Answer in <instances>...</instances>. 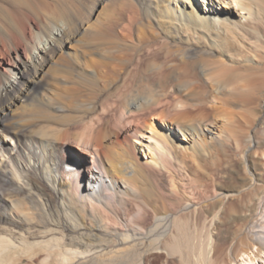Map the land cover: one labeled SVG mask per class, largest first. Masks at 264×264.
Masks as SVG:
<instances>
[{
  "label": "bare ground",
  "instance_id": "1",
  "mask_svg": "<svg viewBox=\"0 0 264 264\" xmlns=\"http://www.w3.org/2000/svg\"><path fill=\"white\" fill-rule=\"evenodd\" d=\"M59 2L0 0V264H231L255 245L261 253L264 238L255 234L242 232L235 234L237 242L219 244V235L200 223L207 202L184 193L174 176L179 171L187 177L189 163L198 166L199 157H210L213 148L224 145L230 115L217 111L216 122L204 121L197 112L207 102L249 106L256 101L264 84V0H138L155 33L173 46L160 42L164 58L152 63L157 79H145L147 86L170 87L183 98L172 104L176 116L157 114L138 128L119 123L115 140L98 135V127L82 130L75 139L60 138L42 125L28 128L23 116L16 118L33 98L45 100L40 81L55 62V49L79 41L77 30H67L73 25L68 7ZM95 50L101 59L107 57L101 47ZM84 59L93 67H109ZM113 69L97 78L110 82ZM191 95L197 97L192 103ZM7 116L11 123L5 122ZM39 147L50 150V157L42 158ZM256 169L248 165L252 192L243 198L248 212L237 213L245 224L252 222L255 201L264 193L263 168ZM243 188L219 190L212 197L219 206L215 216L229 200H241Z\"/></svg>",
  "mask_w": 264,
  "mask_h": 264
},
{
  "label": "rangeland",
  "instance_id": "2",
  "mask_svg": "<svg viewBox=\"0 0 264 264\" xmlns=\"http://www.w3.org/2000/svg\"><path fill=\"white\" fill-rule=\"evenodd\" d=\"M57 1H60V5L68 7V12L73 25L69 26L67 30L71 33L77 30L76 32H79V41L72 42L63 47L61 50L59 48L55 49V62L49 66L48 73L40 81L41 85L44 86L42 91L45 93V100L33 98L32 101H29L30 103H27L22 108V111L18 114L19 116L16 114V118L21 116L18 118L21 119L23 116L21 120H23L22 122L28 128L30 126L29 124H31L32 127L30 128H32V130H35V128L36 130H39L42 125V127H44L41 129L49 130L48 132H52V135H58L60 138L64 136L75 139V137H80V134L82 135V132L87 128L93 129L98 127V135H106L109 140H115L117 135H121L119 127L123 124L125 126L130 124V126L138 128L141 123L149 120L154 115L169 114L170 117H173L178 114L177 111L173 109L172 104L175 99L182 100V92L173 90L170 87H165L166 90H164V88L163 90L157 89V91H155L156 89H153V87L147 86V81L145 79H157L153 72L155 71L153 67L154 64L164 58V52L159 50V46H161L160 42L163 47H165L168 42L164 39L161 40V38H159V34L155 33L158 32V30L154 23L150 19L144 18L138 0ZM96 23L99 24L102 29L98 28ZM80 25H83V29L80 28ZM62 27L66 28V26ZM62 27L60 28L61 30L63 29ZM94 30L99 32L98 36L97 32L94 33ZM100 32H103L102 35L107 38L109 42L113 40L115 43L113 42L114 44H109L108 41H105L106 39L104 37L100 38V36H102ZM155 34L158 35V38H156ZM105 35H107V37ZM141 36L143 37L141 38ZM109 37L112 39H108ZM82 40H84L83 43ZM164 41L165 45L163 43ZM95 45L97 46L96 48ZM106 45H108V47ZM92 46H94L95 49L101 47L102 50L104 48L102 51L106 54L107 59H101V57L98 56V50L93 49ZM169 46L170 44L167 46L168 49ZM46 47L49 48L50 45L47 44ZM170 47H172L170 49H173V46ZM80 55L84 57H81ZM154 56H156V58H154ZM89 57L95 61H105L109 67H102V64H97V68L92 65L90 66L84 59ZM167 61H169L168 58ZM111 62L115 65L111 64ZM152 63L153 66L151 67ZM110 66L115 68L113 69V72L115 71L114 75L116 78L115 76H113L114 78L111 77L109 79L110 82L108 80L98 79L97 75L103 73L104 70H110ZM147 67L149 69H147ZM146 73L150 77L148 75V77L145 76ZM134 85L136 87H134ZM160 91H162V95H160ZM149 96L155 99L154 103H152V99ZM196 98V96L194 98V96L191 95L188 102L190 101V103H192L196 101ZM256 98V101L249 106H244L242 102H231L225 105L224 103L220 104L207 102L205 107L201 110L198 111V109H194L198 111V114L202 113L203 117L205 116L203 119L206 122H216L217 120L214 114H216L217 111L228 113L227 115H230L231 122L224 125L226 126V134L224 136V145L222 148H213V154L210 157L203 159L199 157L200 160L198 159V166L189 163V166H191H188L185 170L187 174V177L185 176L186 178L183 176L184 173L181 174L179 171H176L178 172L176 173L178 175L175 174L174 176L175 180H177V185L184 193H187L191 197L193 196L192 199L198 202L200 201V203H202L201 201H203V203L205 201L207 202L204 205L206 207L203 209L204 214L200 223L202 226L204 224L205 228L211 227V229L219 235V244H233V242H237L235 239L236 235L242 232L249 235L255 234V237L264 238V193L261 192L262 196L255 201L256 210L253 213L254 217L251 223L245 224L243 220L239 219L238 215V211L241 212L243 210V213L248 212V206L244 204V202L248 197L247 195H249V191L251 190L250 192H252V189L249 190L250 187H248V183H250L249 177L246 176V174L248 175L249 164L255 168L257 167L258 170L263 168L260 179L264 182V104L262 103V101H264V84L258 86L256 90ZM208 99L209 97H206V100ZM49 101V104H52V106L48 105ZM137 105H140V107H137ZM82 107L85 110H83ZM247 107H251L253 109L249 108V110ZM24 115L26 117H24ZM187 117L189 116H185V118ZM8 118L10 120H8ZM6 119L7 120L5 122L7 124L12 122L11 116H7ZM30 119H32L33 122L30 121L31 123H28ZM201 119H199V121ZM188 121L192 122L194 119H192V121ZM38 152H40L38 154L44 159L47 155L50 157L51 154L50 150H45L41 147L38 148ZM247 152L249 153L247 154ZM71 156L75 158L76 153H71ZM247 157H249V159H247ZM196 177L197 179H195ZM33 179L36 181L38 180L35 179V177H33ZM37 182L40 183L39 180ZM241 187L244 189L241 191L242 194H239V196H243H241V200L240 197L229 200L230 202L228 201L223 206L225 209H221L222 211L220 213L222 214L218 215L220 217L216 218L218 216H215V213L219 209V206L212 201V197H214L219 190L236 191L241 190ZM247 188L248 190H246ZM243 198H245V200H243ZM212 223H218V226L215 224L212 225ZM197 226L200 227L198 224ZM202 226L200 229H202ZM199 227H197V229H199ZM198 234L203 233L198 232ZM247 260L253 261L254 264H264V250L260 253L257 245H255L247 252L239 255L231 264H244L247 263Z\"/></svg>",
  "mask_w": 264,
  "mask_h": 264
}]
</instances>
